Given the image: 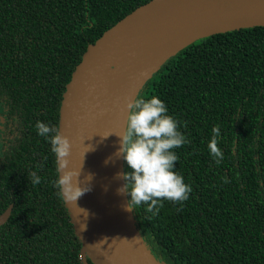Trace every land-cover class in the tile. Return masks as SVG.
Returning <instances> with one entry per match:
<instances>
[{
    "label": "trees",
    "instance_id": "trees-1",
    "mask_svg": "<svg viewBox=\"0 0 264 264\" xmlns=\"http://www.w3.org/2000/svg\"><path fill=\"white\" fill-rule=\"evenodd\" d=\"M151 1L0 0V215L11 206L0 227V264H82L56 187V156L36 123L57 129L62 95L83 54ZM138 96L158 97L190 141L173 150L175 170L192 188L187 201L165 200L153 215L145 204L129 209L125 195L149 254L159 264H264V26L194 41ZM217 125L219 164L208 147ZM121 160L122 173L131 171ZM32 172L39 184L31 183Z\"/></svg>",
    "mask_w": 264,
    "mask_h": 264
},
{
    "label": "water",
    "instance_id": "water-1",
    "mask_svg": "<svg viewBox=\"0 0 264 264\" xmlns=\"http://www.w3.org/2000/svg\"><path fill=\"white\" fill-rule=\"evenodd\" d=\"M255 26H264V0H152L117 22L83 54L62 95L57 127L71 144L66 171L78 172L75 185L89 189L75 202L67 201L60 190L81 243L82 264H89L87 260L91 264H159L135 230L125 194L142 257L111 220L102 196L99 165L94 159L101 146L106 113L128 92H133L134 100L165 61L194 41ZM127 116L128 111L122 134ZM56 165L59 180L61 164L57 157ZM10 213L11 206L0 215V227Z\"/></svg>",
    "mask_w": 264,
    "mask_h": 264
},
{
    "label": "clouds",
    "instance_id": "clouds-1",
    "mask_svg": "<svg viewBox=\"0 0 264 264\" xmlns=\"http://www.w3.org/2000/svg\"><path fill=\"white\" fill-rule=\"evenodd\" d=\"M126 109V127L119 136L121 145L117 155L123 158L131 171L118 174L124 181L118 192L130 196L129 209L133 205L145 204L147 212L157 215L164 207L163 201L182 203L189 199L192 188L184 183L183 176L175 170L179 157L173 150L190 141L178 130L179 122L168 114L166 105L158 97L145 99L138 96L134 100L129 99L126 101ZM36 129L38 135L50 140L52 152L61 164L56 187L67 201L75 202L89 189L75 185L74 177L78 172L66 171L71 151L68 137L40 121H37ZM212 133L208 147L215 162L219 164L223 160L222 151L217 146L221 134L219 125L213 127ZM30 181L39 184L41 177L32 172Z\"/></svg>",
    "mask_w": 264,
    "mask_h": 264
},
{
    "label": "bare ground",
    "instance_id": "bare-ground-1",
    "mask_svg": "<svg viewBox=\"0 0 264 264\" xmlns=\"http://www.w3.org/2000/svg\"><path fill=\"white\" fill-rule=\"evenodd\" d=\"M133 92L119 99L118 105L106 113L107 120L104 122V132L100 137L101 146L94 161L99 165L98 173L102 180V196L107 201V209L111 214V220L117 225L121 232L128 238L130 246L134 248L139 256H144L137 238L134 235L131 221L123 199V193L118 192L122 187L118 177L120 173V149L125 117L127 114L126 101L131 99ZM109 135V136H108ZM107 136V137H105ZM107 161V163H106Z\"/></svg>",
    "mask_w": 264,
    "mask_h": 264
},
{
    "label": "flooded vegetation",
    "instance_id": "flooded-vegetation-1",
    "mask_svg": "<svg viewBox=\"0 0 264 264\" xmlns=\"http://www.w3.org/2000/svg\"><path fill=\"white\" fill-rule=\"evenodd\" d=\"M0 145L2 146L3 142H4V119L1 116L0 113Z\"/></svg>",
    "mask_w": 264,
    "mask_h": 264
},
{
    "label": "rangeland",
    "instance_id": "rangeland-1",
    "mask_svg": "<svg viewBox=\"0 0 264 264\" xmlns=\"http://www.w3.org/2000/svg\"><path fill=\"white\" fill-rule=\"evenodd\" d=\"M0 135H1V133H0Z\"/></svg>",
    "mask_w": 264,
    "mask_h": 264
}]
</instances>
